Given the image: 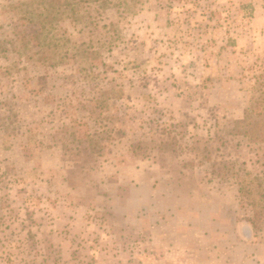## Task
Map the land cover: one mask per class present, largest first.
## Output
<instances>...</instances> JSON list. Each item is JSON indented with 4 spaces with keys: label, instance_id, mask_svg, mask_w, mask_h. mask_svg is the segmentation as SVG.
Masks as SVG:
<instances>
[{
    "label": "rangeland",
    "instance_id": "obj_1",
    "mask_svg": "<svg viewBox=\"0 0 264 264\" xmlns=\"http://www.w3.org/2000/svg\"><path fill=\"white\" fill-rule=\"evenodd\" d=\"M93 27L55 26L120 36L82 71L0 54V264H264V201L253 228L236 194L264 193V0H147Z\"/></svg>",
    "mask_w": 264,
    "mask_h": 264
},
{
    "label": "trees",
    "instance_id": "obj_2",
    "mask_svg": "<svg viewBox=\"0 0 264 264\" xmlns=\"http://www.w3.org/2000/svg\"><path fill=\"white\" fill-rule=\"evenodd\" d=\"M145 1L147 0H8L4 11L16 15L15 19L18 21L16 20L11 28L14 39L7 38V36L0 38V54L13 52L18 58V62L20 60H32L31 62L35 65L44 64L46 66H56L68 59L80 65L79 70L82 71L84 70L82 64L87 61L90 65H95L100 53L99 48L110 49L114 46V41H117L120 36H108L102 41H90L87 44L82 42L68 46L67 39L62 40L57 37L55 33L56 23L64 18H69L74 23L89 26L88 31L93 34V26L97 21L103 19L104 12L112 10L116 17L125 18L133 13L134 5L143 4ZM19 13L20 16H18ZM26 24L33 26L31 32H27L23 28ZM115 26V22L109 21L107 30L113 32ZM27 40H33L34 46L39 49L43 47L45 53L42 51V56L33 59L32 55H28L27 52L29 51ZM14 41H19L17 47ZM39 49L36 50L35 55L40 53ZM4 57L7 58V55ZM263 105L264 101L260 102L257 109H259L258 113L264 116ZM246 124L248 126L251 122ZM242 134L252 136L246 129L243 130ZM253 137L258 138L256 135ZM236 194L240 207L244 208L245 205H249L251 208L252 216H247L245 220L253 228H257L262 202L264 201L260 182L255 181V179L244 180L240 178L237 181Z\"/></svg>",
    "mask_w": 264,
    "mask_h": 264
}]
</instances>
